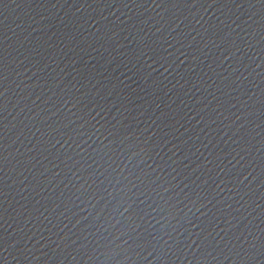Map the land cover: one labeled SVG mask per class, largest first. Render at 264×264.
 I'll return each mask as SVG.
<instances>
[{"label": "water", "instance_id": "water-1", "mask_svg": "<svg viewBox=\"0 0 264 264\" xmlns=\"http://www.w3.org/2000/svg\"><path fill=\"white\" fill-rule=\"evenodd\" d=\"M0 29L129 42L264 81V0H0Z\"/></svg>", "mask_w": 264, "mask_h": 264}]
</instances>
